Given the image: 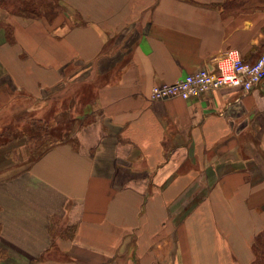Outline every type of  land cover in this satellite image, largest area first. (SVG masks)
Here are the masks:
<instances>
[{
	"label": "crops",
	"instance_id": "0c3cea01",
	"mask_svg": "<svg viewBox=\"0 0 264 264\" xmlns=\"http://www.w3.org/2000/svg\"><path fill=\"white\" fill-rule=\"evenodd\" d=\"M60 8L0 9V132L55 121L56 107L73 123L42 151L25 134L0 145V264H258L264 80L188 100L151 90L227 50L254 62L264 0Z\"/></svg>",
	"mask_w": 264,
	"mask_h": 264
},
{
	"label": "built area",
	"instance_id": "2783aa9c",
	"mask_svg": "<svg viewBox=\"0 0 264 264\" xmlns=\"http://www.w3.org/2000/svg\"><path fill=\"white\" fill-rule=\"evenodd\" d=\"M213 60L211 68H200L171 84L154 86L151 99L188 100L223 89H239L246 94L264 80V53L254 62H247L237 50L231 49L219 53Z\"/></svg>",
	"mask_w": 264,
	"mask_h": 264
},
{
	"label": "rangeland",
	"instance_id": "374dc122",
	"mask_svg": "<svg viewBox=\"0 0 264 264\" xmlns=\"http://www.w3.org/2000/svg\"><path fill=\"white\" fill-rule=\"evenodd\" d=\"M55 2H45L44 8L42 12L45 14L44 18H48V16H51L53 13V7ZM0 9L7 14L11 15V8H7L5 10L2 6H0ZM14 16V15H13ZM62 103V102H61ZM56 107V106H55ZM60 108V107H59ZM61 109V108H60ZM60 113V114H57ZM52 113V112H51ZM79 113V109H75V111L71 114L72 117L77 116ZM52 119L55 118L56 120L52 121H46L44 123L36 124L34 122H29L27 126L22 128V131L15 130V132L9 134L8 137L10 138H17V136H20V134L26 135V140L32 145L33 149H38L39 151H42L46 149L48 146H50L53 143L59 142L65 138L66 134H68V131L73 128V123L68 120L65 115L61 111L57 110V107L53 113ZM68 116V115H67ZM64 118L66 120H64Z\"/></svg>",
	"mask_w": 264,
	"mask_h": 264
},
{
	"label": "trees",
	"instance_id": "16d2710c",
	"mask_svg": "<svg viewBox=\"0 0 264 264\" xmlns=\"http://www.w3.org/2000/svg\"><path fill=\"white\" fill-rule=\"evenodd\" d=\"M55 2L53 7V13L48 18H52L61 9V0H0V6L5 10L11 8V15L20 16L24 18H43L45 14L42 12L45 2ZM11 31H7L6 36L11 40ZM40 125V122L38 123ZM8 132H0V145L10 142L15 138L8 137ZM256 246H254V253L261 261L258 264L264 263V236L259 234L256 239ZM258 259V260H259Z\"/></svg>",
	"mask_w": 264,
	"mask_h": 264
}]
</instances>
